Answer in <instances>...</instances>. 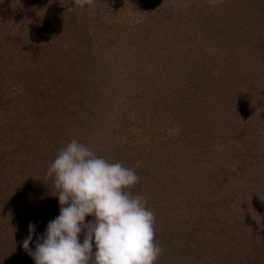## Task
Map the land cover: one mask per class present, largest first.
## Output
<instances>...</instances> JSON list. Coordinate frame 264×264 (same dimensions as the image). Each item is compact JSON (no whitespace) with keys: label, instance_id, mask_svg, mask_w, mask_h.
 Returning a JSON list of instances; mask_svg holds the SVG:
<instances>
[{"label":"rangeland","instance_id":"1","mask_svg":"<svg viewBox=\"0 0 264 264\" xmlns=\"http://www.w3.org/2000/svg\"><path fill=\"white\" fill-rule=\"evenodd\" d=\"M70 6L0 0V264H35L73 139L135 170L156 264H264V0Z\"/></svg>","mask_w":264,"mask_h":264},{"label":"clouds","instance_id":"2","mask_svg":"<svg viewBox=\"0 0 264 264\" xmlns=\"http://www.w3.org/2000/svg\"><path fill=\"white\" fill-rule=\"evenodd\" d=\"M94 3L73 0L67 11L82 14ZM46 175L57 190L60 214L37 236L34 251L29 245L35 225L29 223L22 245L35 264H156L163 249L155 243L154 212L130 191L140 179L134 169L110 163L73 139ZM88 216L93 219L85 222Z\"/></svg>","mask_w":264,"mask_h":264}]
</instances>
